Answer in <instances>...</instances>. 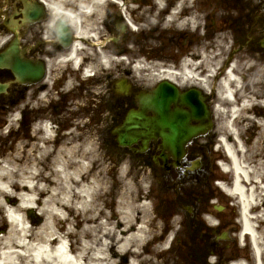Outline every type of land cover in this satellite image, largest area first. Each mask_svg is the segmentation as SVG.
<instances>
[{
  "label": "flooded vegetation",
  "instance_id": "obj_1",
  "mask_svg": "<svg viewBox=\"0 0 264 264\" xmlns=\"http://www.w3.org/2000/svg\"><path fill=\"white\" fill-rule=\"evenodd\" d=\"M39 2L0 0V55L15 44L26 67L19 82L11 67L0 66V109L13 110L20 98L28 127L47 116L63 130L96 128L107 139L110 133L115 145L108 147L121 158L115 131L129 108L138 107L143 87L136 66L144 60L174 72L167 78L181 91L205 93L187 80V69L208 78L217 100L215 129L176 149L162 137L150 140L144 151L141 140L133 145L136 164L149 171L160 222L152 241L160 248L140 263L264 264V219L254 221L255 242L243 230L238 200L221 187L230 186L232 176L221 171L226 157L219 148L232 109L242 131L264 120V0H104L96 7L100 12L79 20L90 35L79 34L67 18L58 32L64 16L55 15L47 0ZM127 83L125 94L120 88Z\"/></svg>",
  "mask_w": 264,
  "mask_h": 264
},
{
  "label": "bare ground",
  "instance_id": "obj_2",
  "mask_svg": "<svg viewBox=\"0 0 264 264\" xmlns=\"http://www.w3.org/2000/svg\"><path fill=\"white\" fill-rule=\"evenodd\" d=\"M50 3L46 4L60 13L61 7L52 0ZM71 17L76 23L80 19L75 14ZM78 27L80 34L90 35L79 24ZM226 92L229 95L230 91ZM235 112L232 109L228 116L233 118ZM16 115L18 112L12 114L13 121ZM234 120L227 119L221 139L235 170L231 192L242 204L245 231L251 232L257 242L258 232L249 213L259 211L264 216V199L259 202L264 182L262 188L254 182V178L264 177V120H260L259 130L249 144ZM13 121L7 119L0 125L2 139L8 138L7 128L13 126ZM42 121L14 150L2 147L7 151L0 159V210L8 213L12 225L0 232V264H110V259L119 257L124 250L130 251V264H135L140 256L138 247L147 233L144 226L148 210L141 211V205L130 199V192L124 193L119 210L108 214L99 205V199H103L100 190L106 183L105 166L102 163L96 172L90 164L97 151L101 154L90 135L77 129L54 133ZM242 158L255 159L257 170L241 165ZM143 206L147 208L144 203ZM35 207L44 215V221L37 226L23 214Z\"/></svg>",
  "mask_w": 264,
  "mask_h": 264
},
{
  "label": "rangeland",
  "instance_id": "obj_3",
  "mask_svg": "<svg viewBox=\"0 0 264 264\" xmlns=\"http://www.w3.org/2000/svg\"><path fill=\"white\" fill-rule=\"evenodd\" d=\"M22 135V133L20 134ZM19 137V135L15 136V140H17V138ZM13 140V143H15L16 141ZM94 145L96 140H94V138L92 139ZM3 153V152H2ZM104 155V153H103ZM103 155L99 154L96 152V156H93L90 158V164L93 167L94 170H96V172L98 171V169H100V165L103 163L105 166V173H106V183L103 187L102 190H100V193L102 192H107L106 198L103 199V202L100 200L99 205H103V203H105V208L109 211H112L116 208H120L119 205H122L123 203V195L124 193H130L132 192V194L130 195V199L134 200L137 205H141V211H147V208H149V218L151 217V201L149 200H142V198L139 195V184L138 182H141V185H143L144 188V192L146 190V188L148 187V181L144 180V178L141 181H138L141 178V173L139 172L137 177H131V176H125L123 172H118V174L114 173L113 171H111L109 173L108 170V165L107 162L105 161L104 157H102ZM1 154H0V158H1ZM96 202L97 197H96ZM146 201V202H144ZM102 203V204H101ZM143 203L146 204V206H148L147 208H145L143 206ZM100 206V207H101ZM38 208H35V211H37ZM30 210L29 211H24L23 214L25 215V217H28V212L30 214ZM140 211V209H139ZM2 212V211H1ZM39 213V210L37 211ZM110 214V213H109ZM39 218H42V220L39 222ZM29 221L32 223H35L36 225H40L42 224V222L44 221V215L39 213L37 215L36 218H31L29 219ZM12 225L10 224L3 216H0V232H5L8 230L9 226ZM150 228V227H149ZM149 230V229H148ZM113 259H110V264H117L119 262V260H115L114 259V263H113Z\"/></svg>",
  "mask_w": 264,
  "mask_h": 264
},
{
  "label": "water",
  "instance_id": "obj_4",
  "mask_svg": "<svg viewBox=\"0 0 264 264\" xmlns=\"http://www.w3.org/2000/svg\"><path fill=\"white\" fill-rule=\"evenodd\" d=\"M16 69L19 73H21L20 67L16 66ZM186 104L190 107L192 113H194V104L191 101H187ZM169 105L170 103L168 104V98H167L165 89L160 90V88H158L154 93L152 92V95L148 93L142 97V109H143V112H142L143 121H142V127H141L142 137H145L151 134L154 129L152 126L151 119L146 116V113H145L146 109H155L157 111L159 118L155 120L159 125L158 130L160 133L165 135L166 140L171 142L172 146L175 145V141L178 139V137H182V135H184L185 132H187L188 128L186 126L184 125L178 126L175 123V118L177 117L181 118L182 116H183L182 119L186 121L185 115H187V112L179 111L177 113L170 115ZM202 116L203 115H200L199 117H202ZM161 125H164V126H161ZM166 129L168 131V134L166 132ZM134 133L135 132L132 130L127 131V132L121 131L119 134L120 142L122 144H130L134 140V137H133Z\"/></svg>",
  "mask_w": 264,
  "mask_h": 264
}]
</instances>
